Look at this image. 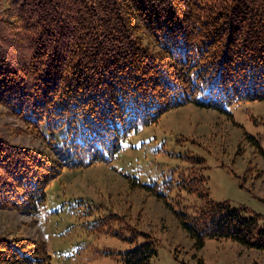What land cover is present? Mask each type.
<instances>
[{"label": "trees", "instance_id": "16d2710c", "mask_svg": "<svg viewBox=\"0 0 264 264\" xmlns=\"http://www.w3.org/2000/svg\"><path fill=\"white\" fill-rule=\"evenodd\" d=\"M3 1L0 102L32 137L47 139L43 125L63 134L48 141L53 159L0 135V210L37 213L64 168L111 162L133 130L175 107L264 100V0ZM206 184L204 175L189 182L207 197L199 221L186 223L198 243L264 249V224L211 199ZM35 244L1 237L0 264H51ZM156 253L149 236L122 252L126 264Z\"/></svg>", "mask_w": 264, "mask_h": 264}, {"label": "rangeland", "instance_id": "374dc122", "mask_svg": "<svg viewBox=\"0 0 264 264\" xmlns=\"http://www.w3.org/2000/svg\"><path fill=\"white\" fill-rule=\"evenodd\" d=\"M143 42L156 48L149 36ZM224 108L175 107L133 130L111 162L64 168L37 213L0 210V238L44 243L51 264H126L122 252L147 236L157 251L148 264H264V249L230 238L200 245L186 226L207 201L189 185L200 175L211 199L264 224V100ZM25 126L0 102V135L53 159L48 141L60 142L63 131L43 125L47 139H37Z\"/></svg>", "mask_w": 264, "mask_h": 264}]
</instances>
